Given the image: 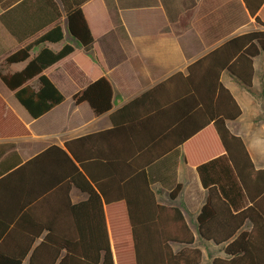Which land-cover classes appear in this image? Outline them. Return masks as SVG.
<instances>
[{
  "label": "trees",
  "instance_id": "1",
  "mask_svg": "<svg viewBox=\"0 0 264 264\" xmlns=\"http://www.w3.org/2000/svg\"><path fill=\"white\" fill-rule=\"evenodd\" d=\"M244 1L255 21L264 25L255 15L263 0ZM62 4L70 35L89 49L94 38L81 3ZM62 40V28L56 24L3 60L10 64L29 59L20 71L0 72V79L31 118L64 100L44 70L71 55L74 47H43L32 58L30 50ZM261 51L264 30L231 37L189 65L187 76L176 73L112 111L110 129L52 144L23 163L3 168L0 264H199L197 248L191 254L188 247L173 250L174 243L191 245L194 236L177 207L158 203L138 156H131L129 150L139 144L134 139L146 133L161 135L165 151L184 148L185 162L196 167L207 188L197 216L199 233L216 244L226 243L225 256L215 257L213 264H264V168L254 166L242 138L228 129L226 121L241 111L219 81L226 69L249 88L253 58ZM198 67L206 71L198 83L202 91L195 89L193 71ZM179 77L184 82L172 84ZM171 85L191 87V92L179 98ZM112 96L111 83L99 76L72 99L100 115L111 109ZM179 109L181 124L176 122ZM210 130L218 139L217 148L193 156L189 149ZM72 186L86 193V199L73 202ZM180 187L169 192L170 198ZM246 222L249 228L242 230Z\"/></svg>",
  "mask_w": 264,
  "mask_h": 264
},
{
  "label": "crops",
  "instance_id": "2",
  "mask_svg": "<svg viewBox=\"0 0 264 264\" xmlns=\"http://www.w3.org/2000/svg\"><path fill=\"white\" fill-rule=\"evenodd\" d=\"M78 2L94 38L89 49L70 35L62 0H0L1 73L22 70L29 59L5 64L4 58L56 24L62 28L63 40L34 45L29 58L43 47L53 51L66 43L74 47L71 55L44 70L63 93L64 100L38 118L30 117L0 79V171L10 164L25 162L52 144L63 145L67 139L110 129L112 111L176 73L187 76L189 65L231 37L264 30L244 0H67L68 4ZM255 15L264 23V0ZM252 65L249 88L226 69L221 70L219 81L241 111L236 119L227 120L226 125L242 138L254 166L259 169L264 168L263 51L253 58ZM198 68L193 71L195 89L202 91L198 83L206 71ZM99 76L111 83L113 96L111 109L95 115L87 103L75 104L72 95ZM176 82L184 81L179 77L172 84ZM171 86L179 98L191 92V87L182 90ZM176 117L177 124H181L180 109ZM134 140L139 144L129 151L131 156H138L158 203L177 207L194 236L191 245L174 243L173 250L188 247L191 254L190 250L197 248L201 254L199 264H213L215 257L225 256L226 243L216 244L199 233L197 216L208 191L196 167L185 162L184 148L165 151L161 135L149 133ZM217 140L210 130L189 152L198 157L212 153ZM177 184L181 185L180 190L175 198H170L169 192ZM70 197L73 202H79L87 194L72 186ZM247 228L249 222L242 230Z\"/></svg>",
  "mask_w": 264,
  "mask_h": 264
},
{
  "label": "rangeland",
  "instance_id": "3",
  "mask_svg": "<svg viewBox=\"0 0 264 264\" xmlns=\"http://www.w3.org/2000/svg\"><path fill=\"white\" fill-rule=\"evenodd\" d=\"M23 264H26V262H24Z\"/></svg>",
  "mask_w": 264,
  "mask_h": 264
}]
</instances>
